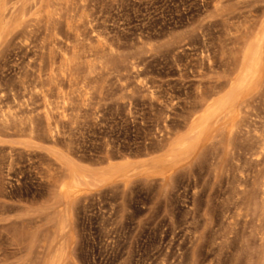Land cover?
<instances>
[{
  "label": "rangeland",
  "instance_id": "1",
  "mask_svg": "<svg viewBox=\"0 0 264 264\" xmlns=\"http://www.w3.org/2000/svg\"><path fill=\"white\" fill-rule=\"evenodd\" d=\"M261 33L264 0H0V264H264Z\"/></svg>",
  "mask_w": 264,
  "mask_h": 264
},
{
  "label": "bare ground",
  "instance_id": "2",
  "mask_svg": "<svg viewBox=\"0 0 264 264\" xmlns=\"http://www.w3.org/2000/svg\"><path fill=\"white\" fill-rule=\"evenodd\" d=\"M75 22H76V21H75ZM253 22H254V21H253ZM250 24H252V23H250ZM71 25L73 26L72 23H71ZM72 26H71V28H70V27H69V28L72 29ZM75 26H76V25H75ZM77 26H78V24H77ZM73 30H74V29H73ZM75 30H76V28H75ZM249 31H250V30H249ZM74 32H75V31H74ZM251 32H252V31H251ZM76 33H77V32H76ZM262 33H263V32H262ZM262 33L260 34L261 36L259 35V37L256 38V40L254 41V43H253V45H252V47H251V50H250V55H251V58H252L251 60H253L254 62L257 61V57H258V55H259V53H260V51H261L262 43H263V41H264V39H263L264 37L262 36ZM258 34H259V33H258ZM73 36H74V35H73ZM77 36H78V35H77ZM77 36H76V38H77ZM256 36H257V35H256ZM263 44H264V43H263ZM72 46H73V45H72ZM75 46H76V44H75ZM76 47H77V46H76ZM76 47H74V50H73L74 53H72L73 56H72L71 52H69V53L71 54V58L69 59V60H70V62H69L70 66L72 65V63L75 64L76 55H77V54H76L77 51L75 50ZM70 51H71V50H70ZM78 51H79V49H78ZM64 53H65V52H64ZM67 53H68V51H67ZM79 53H80V52H79ZM62 55H63V53H62ZM64 55H65V54H64ZM65 56H66V55H65ZM67 56H68V54H67ZM62 57H63V56H62ZM79 57H80V56H79ZM64 60H66V59H64ZM253 61H252V62H253ZM55 62H56V61H55ZM66 62H67V61H66ZM250 62H251V61H250ZM252 62H251V64H252ZM255 63H256V62H255ZM54 64H55V63H54ZM67 64H68V62H67ZM69 64H68V65H69ZM251 64H250V65H251ZM250 65H249V67H250ZM55 67H56V66H55ZM246 69H247V68H246ZM54 71H55V70H54ZM254 72H255V71H254ZM255 73H256V72H255ZM244 74H245V73H244ZM248 75H249V74H248ZM250 76H251V75H250ZM250 76H249V77H250ZM252 76H253V75H252ZM252 76H251V78H252ZM242 77H243V76H242ZM249 77H248V79H247V78H245L244 80L242 79V81H244V82H242L243 84L241 83V84H242V88H243L245 85L248 84V82H249V81H248V80H249ZM247 81H248V82H247ZM240 82H241V81H240ZM238 84H239V83H238ZM238 84H237V85H238ZM237 85H236V86H237ZM212 87H213V86H212ZM238 87H239V86H238ZM240 87H241V86H240ZM235 88H236V87H235ZM235 88H234V89H235ZM219 90H220V89H219ZM238 90H239V89H238ZM232 92L234 93V91H232ZM230 93H231V92H230ZM235 93H236V92H235ZM246 93H247V92H246ZM199 96H200V95H199ZM232 96H233V95H232ZM223 99H224V98H223ZM229 99H230V98H229ZM231 99H232V97H231ZM231 99H230V100H231ZM208 101H209V100H208ZM220 101H221V100H219V103H218V104H220ZM228 101H229V100H228ZM214 103H215V102H214ZM227 103H228V102H227ZM211 105H213V104H211ZM216 105H217V104H216ZM209 107H210V106H209ZM234 107H235V106H234ZM229 108H233V104H232V103L229 104ZM227 110H228V109H227ZM227 110H226V111H227ZM208 112H209V111H208ZM45 113H46V112H45ZM204 113H205V112H204ZM202 114H203V113H202ZM205 114H206V113H205ZM205 114L202 115V117L204 116V119L206 118V117H205ZM47 115H48V114H47ZM208 115H209V113H208ZM227 115H228V114H227ZM49 116H50V115H49ZM207 117H208V116H207ZM5 118H6V117H5ZM200 119H201V118H200ZM4 120H5V119H4ZM202 121H203V120H202ZM237 121H238V120H237ZM8 123H9V122H8ZM4 125H6V123H5ZM22 127H23V126H22ZM202 128H203V127H202ZM228 128H229V127H228ZM21 129H22V128H21ZM191 141H192V140H191ZM185 144H186V143H185ZM252 151H253V150H252ZM253 154H254V153H253ZM72 180H73V179H72ZM72 180H71V181H72ZM75 181H76V180H75ZM73 183H74V182H73ZM70 184H72V183H70ZM62 185H63V184H62ZM61 187H62V186H61ZM74 189H75L74 186H72V185H67L65 190H67V191H73ZM74 191H75V190H74ZM63 193H65V192H62V194H63ZM72 193H74V192H72ZM72 193H71V194H72ZM69 195H70V194H69ZM60 248H61V247H60Z\"/></svg>",
  "mask_w": 264,
  "mask_h": 264
}]
</instances>
